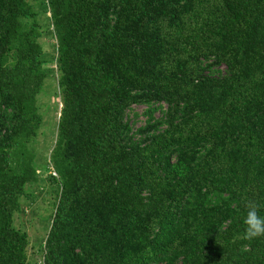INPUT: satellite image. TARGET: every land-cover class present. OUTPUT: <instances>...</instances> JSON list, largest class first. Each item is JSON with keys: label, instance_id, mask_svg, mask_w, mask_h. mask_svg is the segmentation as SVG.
<instances>
[{"label": "trees", "instance_id": "16d2710c", "mask_svg": "<svg viewBox=\"0 0 264 264\" xmlns=\"http://www.w3.org/2000/svg\"><path fill=\"white\" fill-rule=\"evenodd\" d=\"M41 4L56 68L35 5L0 0V264L31 262L15 214L43 165L42 264H264L243 223L248 202L264 215V0ZM51 73L62 107L41 164Z\"/></svg>", "mask_w": 264, "mask_h": 264}, {"label": "rangeland", "instance_id": "374dc122", "mask_svg": "<svg viewBox=\"0 0 264 264\" xmlns=\"http://www.w3.org/2000/svg\"><path fill=\"white\" fill-rule=\"evenodd\" d=\"M39 12V20L43 26L45 35L41 39L46 59L49 62L47 67L56 68L55 57L57 40L54 36L52 27L48 28V13H44L41 0H30ZM48 33V34H47ZM224 70V67L222 68ZM58 76L51 73L45 82V87L38 97L40 112L43 115V126L37 139L36 150L38 162L43 164L45 158H49L50 151L53 149L57 136V127L62 107V100L55 96V87L57 89ZM166 106V105H165ZM146 106L137 105L129 111V119L134 130L142 126L147 119L145 115ZM161 116V111L157 113ZM52 165H50L51 167ZM54 174V170L44 167L39 172V181L37 184L30 186L28 195L22 200L21 211L15 214V225L23 231H27L31 237L29 247L30 264H42L43 254L41 244L44 242L51 224V213L54 210L55 189L56 185L49 181V175ZM30 195V196H29Z\"/></svg>", "mask_w": 264, "mask_h": 264}, {"label": "clouds", "instance_id": "9594fccd", "mask_svg": "<svg viewBox=\"0 0 264 264\" xmlns=\"http://www.w3.org/2000/svg\"><path fill=\"white\" fill-rule=\"evenodd\" d=\"M247 214L244 218L245 234L249 240L264 237V215L258 210V205L254 202L246 204Z\"/></svg>", "mask_w": 264, "mask_h": 264}]
</instances>
